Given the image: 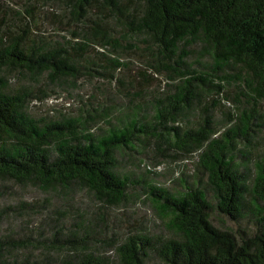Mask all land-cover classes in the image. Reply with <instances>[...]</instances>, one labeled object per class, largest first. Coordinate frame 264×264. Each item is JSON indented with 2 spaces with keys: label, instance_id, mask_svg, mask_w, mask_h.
<instances>
[{
  "label": "trees",
  "instance_id": "1",
  "mask_svg": "<svg viewBox=\"0 0 264 264\" xmlns=\"http://www.w3.org/2000/svg\"><path fill=\"white\" fill-rule=\"evenodd\" d=\"M20 1L19 8L5 5L0 11V201L12 182L57 190L68 198L86 191L101 206H121L136 183L117 171V151L141 137L158 146L167 143L180 155H197L217 212L232 223H215L208 193L197 186L173 192L148 184L145 190L164 233L114 234L119 237L107 242L113 251L108 255L86 226L80 234L64 235L61 250L66 252L57 264H264V162L256 164L250 187L252 181L235 160L239 143H250L264 122L257 110L264 102V0ZM55 6L58 15L79 24L73 37L86 41L52 45L36 36V8ZM119 34L144 35L147 68L170 73L172 89L155 100L151 122L143 123L135 112L98 134L88 125L105 115L46 120L30 113L31 103L42 99L36 90L43 92L46 82L75 83L90 76L84 62L91 44L120 46ZM191 57H209L211 63L200 71L184 67ZM234 68L238 75L231 76L228 70ZM16 75L32 83L11 90ZM225 84L238 86L250 107L230 112V127L222 131L209 105L199 109L203 98L195 90L212 94V108L219 107L230 101L223 100ZM241 103L236 99L238 107ZM188 114L200 119L195 130L180 125ZM4 210L0 206V223ZM250 215V226L243 227ZM8 243L0 237V264H26L7 255L15 247Z\"/></svg>",
  "mask_w": 264,
  "mask_h": 264
},
{
  "label": "rangeland",
  "instance_id": "2",
  "mask_svg": "<svg viewBox=\"0 0 264 264\" xmlns=\"http://www.w3.org/2000/svg\"><path fill=\"white\" fill-rule=\"evenodd\" d=\"M0 1V11L5 5L12 8L22 5L20 0ZM55 9L56 6L36 8L33 23L38 25L34 29L36 36L46 39L52 45L54 41L65 39L78 43L86 41L84 37H73L78 32L75 25L79 24L70 20L69 16L62 18ZM116 37L121 39L120 46L103 48L91 44L84 62V70L89 69L90 76L80 77L75 83L46 82L43 92L38 93L39 90H36V96L42 99L31 103L30 113L37 119L46 120L64 116L85 120L89 115H105L106 118L88 125L89 130L98 134L135 112L143 123L151 122L155 114V100L164 98V94L172 89L170 73L161 70L157 74L147 68L150 57L143 52L146 47L144 35L123 38L119 34ZM117 60L122 63L121 68H117ZM210 63L209 57L202 60L191 57L186 60L184 67L200 71ZM238 72V68L228 70L231 76L238 75ZM26 83L32 81L16 75L12 77L10 89H18ZM225 89L223 100L228 98L230 101L224 100L221 106L213 108V95L200 89L195 90L203 98L199 109L209 105L222 131L230 127L227 123L230 112L250 107L246 99L241 97L238 86L225 84ZM43 93L47 97H43ZM236 99L242 101L239 107L235 104ZM257 110L264 118V102ZM199 122V118L188 114L180 121V125L183 129L195 130ZM252 135L250 143H239L235 151L236 163L240 164L249 181H252L250 187L253 186L256 164L264 162V122L261 129H257ZM143 140L140 137L131 148L117 151V171L136 183L127 191L130 198L121 206H101L86 191L78 190L77 197L68 198L57 190L45 192L33 185L21 186L7 182L4 197L0 201V206L5 209L0 223V237L9 240V246H15L7 255L15 256L18 261L26 260V264H57V258L66 252L61 250L64 247V235L70 232L80 234L86 226L90 227L88 229L92 234V241L101 252L108 251V255L113 254V251H109L111 248L106 246L107 242L119 237L114 234L146 229L164 233V225L145 190L148 184H158L173 192L197 186L208 193V199L214 207L215 223L219 225L223 220L232 225L229 219L217 212V202L210 189L207 174L199 167L197 155H180L167 143L158 146L153 141ZM245 212L249 213V209ZM250 218L251 215L243 220V227L250 226Z\"/></svg>",
  "mask_w": 264,
  "mask_h": 264
}]
</instances>
